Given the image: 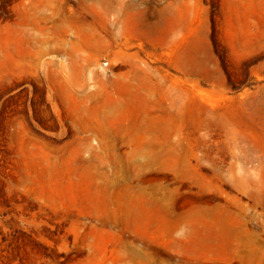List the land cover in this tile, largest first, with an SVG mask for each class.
I'll use <instances>...</instances> for the list:
<instances>
[{
	"label": "rangeland",
	"instance_id": "rangeland-1",
	"mask_svg": "<svg viewBox=\"0 0 264 264\" xmlns=\"http://www.w3.org/2000/svg\"><path fill=\"white\" fill-rule=\"evenodd\" d=\"M0 264H264V0H0Z\"/></svg>",
	"mask_w": 264,
	"mask_h": 264
}]
</instances>
